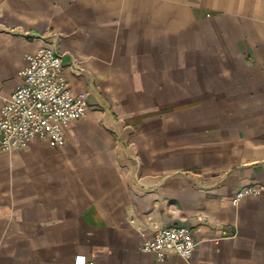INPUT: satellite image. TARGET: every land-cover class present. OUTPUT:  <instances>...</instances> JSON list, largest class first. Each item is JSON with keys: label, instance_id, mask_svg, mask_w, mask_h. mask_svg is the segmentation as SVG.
Segmentation results:
<instances>
[{"label": "crops", "instance_id": "crops-1", "mask_svg": "<svg viewBox=\"0 0 264 264\" xmlns=\"http://www.w3.org/2000/svg\"><path fill=\"white\" fill-rule=\"evenodd\" d=\"M45 45L89 109L0 148V264H264V0H0V110ZM170 225L192 255L140 249Z\"/></svg>", "mask_w": 264, "mask_h": 264}, {"label": "built area", "instance_id": "built-area-1", "mask_svg": "<svg viewBox=\"0 0 264 264\" xmlns=\"http://www.w3.org/2000/svg\"><path fill=\"white\" fill-rule=\"evenodd\" d=\"M18 75L19 84L0 110L1 150H21L34 138L63 147L69 123L85 116L89 109L87 93L71 90L61 54L53 45L27 54L26 64ZM263 190L260 184L245 185L232 196L231 202L237 205L242 197L259 195ZM140 233L143 237L140 249L161 259L169 254L189 257L200 243L184 225L160 226L150 236ZM74 264L93 263L86 254L78 253Z\"/></svg>", "mask_w": 264, "mask_h": 264}]
</instances>
